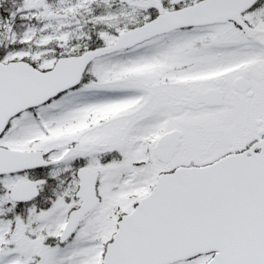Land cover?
Returning <instances> with one entry per match:
<instances>
[{
    "label": "snow or ice",
    "instance_id": "obj_1",
    "mask_svg": "<svg viewBox=\"0 0 264 264\" xmlns=\"http://www.w3.org/2000/svg\"><path fill=\"white\" fill-rule=\"evenodd\" d=\"M0 264H264V0H0Z\"/></svg>",
    "mask_w": 264,
    "mask_h": 264
}]
</instances>
